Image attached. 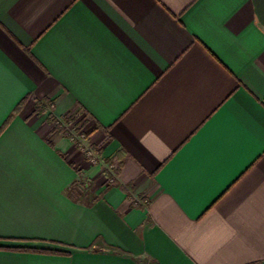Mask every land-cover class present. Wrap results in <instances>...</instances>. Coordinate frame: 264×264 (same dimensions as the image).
Returning <instances> with one entry per match:
<instances>
[{
    "label": "crops",
    "instance_id": "0c3cea01",
    "mask_svg": "<svg viewBox=\"0 0 264 264\" xmlns=\"http://www.w3.org/2000/svg\"><path fill=\"white\" fill-rule=\"evenodd\" d=\"M0 264H264V0H0Z\"/></svg>",
    "mask_w": 264,
    "mask_h": 264
},
{
    "label": "rangeland",
    "instance_id": "374dc122",
    "mask_svg": "<svg viewBox=\"0 0 264 264\" xmlns=\"http://www.w3.org/2000/svg\"><path fill=\"white\" fill-rule=\"evenodd\" d=\"M71 122L69 124H63L66 125L70 135L73 137V139L77 142V146L85 155V158L87 160V165L89 167H99L100 173L99 175L94 179V181H99L102 179V173L101 170H104L106 168V164L100 162L99 158L94 156L93 158H90L87 156V153L85 152V148H87L86 142L84 141V137L89 132V127L87 126L88 120L86 117L82 114L81 111L77 110L75 114H72L70 116ZM89 147V146H88ZM112 170V169H111Z\"/></svg>",
    "mask_w": 264,
    "mask_h": 264
},
{
    "label": "trees",
    "instance_id": "16d2710c",
    "mask_svg": "<svg viewBox=\"0 0 264 264\" xmlns=\"http://www.w3.org/2000/svg\"><path fill=\"white\" fill-rule=\"evenodd\" d=\"M35 110L36 111H42V107L41 106H37L36 108H35ZM71 122V120H65V124H69ZM6 124V123H5ZM4 126V125H3ZM3 126H2V128H3ZM65 131V130H64ZM96 154H99V150H97L96 148H91Z\"/></svg>",
    "mask_w": 264,
    "mask_h": 264
},
{
    "label": "built area",
    "instance_id": "2783aa9c",
    "mask_svg": "<svg viewBox=\"0 0 264 264\" xmlns=\"http://www.w3.org/2000/svg\"><path fill=\"white\" fill-rule=\"evenodd\" d=\"M85 152L87 153V156L90 158H93L94 156H96L97 154L90 148L87 146V148H85Z\"/></svg>",
    "mask_w": 264,
    "mask_h": 264
}]
</instances>
